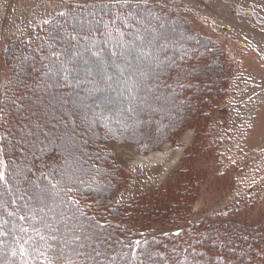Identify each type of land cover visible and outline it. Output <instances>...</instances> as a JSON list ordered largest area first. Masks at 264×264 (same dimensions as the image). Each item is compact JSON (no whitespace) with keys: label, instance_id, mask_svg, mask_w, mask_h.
<instances>
[{"label":"rangeland","instance_id":"obj_1","mask_svg":"<svg viewBox=\"0 0 264 264\" xmlns=\"http://www.w3.org/2000/svg\"><path fill=\"white\" fill-rule=\"evenodd\" d=\"M58 17L53 48L39 55H64L20 63L11 120L22 157L12 192L29 219L49 217L45 247L80 257L90 243L87 259L116 260L115 244L63 208L49 178L89 188L99 208L123 206L142 228L173 229L181 212L262 227L264 0H0V108L6 49ZM110 35L112 46L93 51ZM4 232L0 264H23Z\"/></svg>","mask_w":264,"mask_h":264},{"label":"trees","instance_id":"obj_2","mask_svg":"<svg viewBox=\"0 0 264 264\" xmlns=\"http://www.w3.org/2000/svg\"><path fill=\"white\" fill-rule=\"evenodd\" d=\"M61 17L63 18V16ZM62 18L58 17L45 24L41 30L34 32L24 41L13 42L4 54V59L11 64L9 68L11 78L5 83L1 94L0 177L2 178H0V226H5L6 231L9 232V235L4 232L7 240L4 246L7 248L13 246L14 252L12 254L16 260L24 262L23 264L101 263L97 257L87 259L85 249L93 250L90 243L83 246L80 257L77 253L72 252L70 248H65L66 251L63 246L60 247L54 241L51 242L54 245H49V248L45 247V241L53 236L51 232L53 231L52 223L47 222L49 217L34 220H31L30 217L29 219L22 210L27 209L26 201H22L23 198L20 197L23 192L19 193L17 185V196L12 192L21 177V171L19 170L21 163L19 161L22 158L18 154V145L13 136V133L16 132L15 129L18 130L20 125L17 126L11 121L14 105H19L13 97L19 92L18 84L20 81L16 73L20 70L19 65L21 62H26L29 65L32 60H35L34 58H40L41 61H52V59L63 57L64 54L58 55L55 53L50 58L39 55L53 48L52 40L55 37L53 30H56V25L59 24ZM127 28L133 29V26L129 25ZM121 31L116 34H119L118 36L123 35L124 32ZM190 35L193 38L202 40L203 45L209 47L210 55L215 52L219 55L217 48L211 41L202 38L200 35H194L193 33H190ZM110 36L111 38H108L109 42L105 40L97 46L94 45L96 49H93V51H102L103 48L107 47L108 49L110 45L112 46L114 42H111L113 39L112 35ZM70 37L75 38L76 36L72 35ZM127 41L122 39L118 43L126 46ZM98 57H100V54H98ZM221 85L223 86V84ZM221 85L220 89L222 90L224 86L221 88ZM203 103V100L199 103V109L201 113L207 115L206 112H202ZM12 168H14L13 172ZM114 176V178H118L115 173ZM56 179V181L53 178L48 179L51 182L49 187L58 192V197L63 202L62 207L66 208L68 212H75L81 220L91 224L100 233L101 238H104V241L109 240L111 242V247L115 244L116 248L113 246L115 248L113 251L116 252V260L110 258V264H182L185 262L189 264H213L216 261H218L216 264H264V229L262 230L264 225L254 227L231 222L216 224L193 219L184 220V214L181 212V215L176 214L178 221L174 218L170 219L175 224L173 229L142 228L136 223L127 221L131 212L123 206L119 205L111 209L99 208L93 201L86 198L89 188L81 190L79 187L74 188L60 181V179ZM49 181L46 179L47 184ZM39 185L37 187L40 189ZM8 192L12 196L8 197ZM15 196L19 198L18 201H16ZM11 207H13V210ZM76 220L79 222V219H75V222H77ZM57 235L59 240H63L60 233L57 232ZM88 239L90 240V238ZM67 244L69 247L72 246L73 240H69ZM82 245L80 246L82 247ZM120 255L123 256V260L120 259Z\"/></svg>","mask_w":264,"mask_h":264},{"label":"snow or ice","instance_id":"obj_3","mask_svg":"<svg viewBox=\"0 0 264 264\" xmlns=\"http://www.w3.org/2000/svg\"><path fill=\"white\" fill-rule=\"evenodd\" d=\"M0 178H2V177H0Z\"/></svg>","mask_w":264,"mask_h":264}]
</instances>
